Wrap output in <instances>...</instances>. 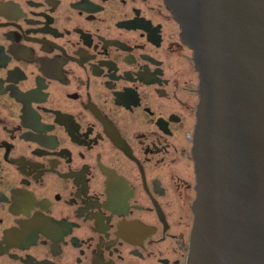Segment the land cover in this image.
<instances>
[{
    "label": "flooded vegetation",
    "instance_id": "af4514ba",
    "mask_svg": "<svg viewBox=\"0 0 264 264\" xmlns=\"http://www.w3.org/2000/svg\"><path fill=\"white\" fill-rule=\"evenodd\" d=\"M167 0H0V264H188L199 99Z\"/></svg>",
    "mask_w": 264,
    "mask_h": 264
},
{
    "label": "water",
    "instance_id": "95a60500",
    "mask_svg": "<svg viewBox=\"0 0 264 264\" xmlns=\"http://www.w3.org/2000/svg\"><path fill=\"white\" fill-rule=\"evenodd\" d=\"M194 52L188 264H264V0H167Z\"/></svg>",
    "mask_w": 264,
    "mask_h": 264
}]
</instances>
